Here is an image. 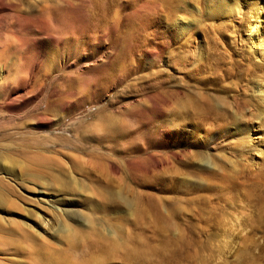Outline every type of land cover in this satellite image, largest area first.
Here are the masks:
<instances>
[{
    "label": "rangeland",
    "instance_id": "374dc122",
    "mask_svg": "<svg viewBox=\"0 0 264 264\" xmlns=\"http://www.w3.org/2000/svg\"><path fill=\"white\" fill-rule=\"evenodd\" d=\"M208 2L0 0V264H264V156L216 134L250 40Z\"/></svg>",
    "mask_w": 264,
    "mask_h": 264
},
{
    "label": "bare ground",
    "instance_id": "6f19581e",
    "mask_svg": "<svg viewBox=\"0 0 264 264\" xmlns=\"http://www.w3.org/2000/svg\"><path fill=\"white\" fill-rule=\"evenodd\" d=\"M226 1L209 0L206 4L209 14L223 16L224 19L228 16L236 17L240 20V24L242 23L246 40L250 41L247 46V55L241 53L236 55L238 60L233 63L231 69L232 76L233 73L239 72L235 109L228 115L226 111L220 124L224 128L220 130L218 128L216 134L220 139L224 138L223 143L226 145L227 138L230 137L229 141L234 149L256 158V153L264 156V5L260 0H251L249 5L254 16L251 20H246L241 16L236 1L233 0L232 3ZM191 18L193 22L182 18L180 12L175 14L173 18L175 29L180 33L188 31L189 26L191 27L192 23L198 21L194 17ZM255 62L258 65H255ZM243 122H248V124L244 126ZM206 130L211 132L215 129ZM190 132L195 135V131ZM250 132L255 134H250ZM174 136L180 139L179 134H174L170 130L164 131V138L167 142Z\"/></svg>",
    "mask_w": 264,
    "mask_h": 264
}]
</instances>
